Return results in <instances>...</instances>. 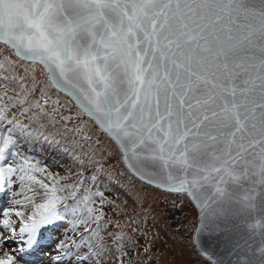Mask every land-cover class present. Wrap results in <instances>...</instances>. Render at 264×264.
Instances as JSON below:
<instances>
[{"label": "snow or ice", "instance_id": "obj_1", "mask_svg": "<svg viewBox=\"0 0 264 264\" xmlns=\"http://www.w3.org/2000/svg\"><path fill=\"white\" fill-rule=\"evenodd\" d=\"M0 43L29 67L43 66L47 80L41 85L34 68L30 84L27 71L13 74L19 91L0 95V189L18 183L25 193L0 210V235L22 245L20 260L45 232L64 229L55 264H102L113 245L124 264L123 234L108 233L106 243L112 221L91 206L105 203L92 188L113 159L192 207L190 239L208 264H225L212 246L230 225L264 237V0H0ZM56 125L86 143L96 136L95 170L71 186L21 151L61 147L82 165L87 154L69 153L59 132H46ZM245 184L252 194L238 197ZM256 251L264 264V243ZM20 260L6 253L0 264Z\"/></svg>", "mask_w": 264, "mask_h": 264}, {"label": "trees", "instance_id": "obj_2", "mask_svg": "<svg viewBox=\"0 0 264 264\" xmlns=\"http://www.w3.org/2000/svg\"><path fill=\"white\" fill-rule=\"evenodd\" d=\"M6 60L11 63H6ZM0 65H3V67H0V95L4 93L6 88L8 89L9 96H14L16 91H19L17 83L11 80L13 74L24 76L27 71L28 79L25 83L30 84L31 77L35 75L32 69L34 68L36 71V67L40 68V75L37 76L40 84L43 85L47 83L42 66L36 65V67H33L34 65H31V67H29L27 62H22L14 55L4 52V45L2 43H0ZM4 76H8L9 79L5 80L3 78ZM12 89H16V91ZM38 94L39 93H37V95ZM35 98V96L32 97L33 100ZM55 98L56 97L53 96V99ZM60 98L62 101L68 99L63 94H60ZM18 107L19 106L14 107L10 111L16 112ZM75 111H77V109L73 108V112ZM64 114L69 115L70 113L65 112ZM83 119L89 124V126L86 125V129L92 131L94 129L93 122L86 117ZM75 122L74 120L73 123ZM69 127H71V124ZM46 132H50L54 135L59 132V135H56V139L62 141V147H66L69 153H72L73 149H75V153L77 154H87L80 156V158L84 160V163L81 165L78 161H74L71 155L65 154L61 150V147H48L39 142L34 145L23 144L21 146V151L27 153L35 160L41 161L42 165L46 166L48 171L65 177L60 183L66 186H71L74 182L79 180L81 173H83L84 176H91L93 174L95 163L99 159V155H93L92 152V150L96 148L94 143L96 139L95 135L91 142L86 143L80 137L73 136L72 133H65L61 125H56L55 127L49 126ZM110 151L115 153L117 149L113 152V149L110 148ZM105 169L108 175L102 176L97 185L92 188L93 192L98 191L104 194L105 203L101 205L99 199L96 198L95 203L91 206L103 211L104 221L113 222L114 219L117 220L116 224L119 227V231H108L107 228L111 226L110 223L103 229L102 235H104L106 243L113 245V239L108 233L123 234L120 248L121 251L127 253V256L124 257V264H208L207 259L202 257L198 251L193 248L190 239L193 222L187 221V218L191 217L192 212V207L189 204L184 203L182 209H185L187 212L185 210L182 211V217L177 225H173V222L170 223L171 225H168L164 220H159V225L155 226V230L150 223L152 221L150 216L143 215L144 211L141 210L143 204L138 199V189L141 187L136 188L135 185H133H137L139 181L129 174L116 159L105 164ZM84 186H88V181L84 182ZM148 187L156 190L154 187ZM69 190V188H66L65 194ZM158 191L162 192V190ZM13 192H19L21 195L13 197ZM139 192H144V190L141 188ZM24 194L25 193L21 192V187L18 183L13 185L11 190L0 189V210L4 207H9L13 199L22 200ZM162 208L165 212L171 210L175 213L179 210V205L176 201L174 203L173 200L172 202H168V204H164ZM23 210L26 215L31 212L30 207L24 208ZM149 213L152 215L151 212ZM12 219L17 221L18 230V218L13 216ZM152 223L154 224V222ZM67 227L68 225L65 224V228ZM80 231H83V227L77 229V232ZM63 233L64 229L45 232L44 238L41 240L42 243L40 244L46 242V246L50 248L47 250V253H49L48 255L51 253L53 255L56 254L54 251L56 242L63 238ZM10 235L11 233L8 232V236ZM74 235L72 231L67 232L68 237H73ZM143 239L144 241L147 240L145 244L141 242ZM68 242L70 243V241ZM1 248L4 249L3 247ZM111 252L112 255L102 261V264H119V253L116 252V247L114 245Z\"/></svg>", "mask_w": 264, "mask_h": 264}, {"label": "rangeland", "instance_id": "obj_3", "mask_svg": "<svg viewBox=\"0 0 264 264\" xmlns=\"http://www.w3.org/2000/svg\"><path fill=\"white\" fill-rule=\"evenodd\" d=\"M33 67H36V65H34ZM39 72H40V68L36 67V73H39ZM106 147H108L107 144H106ZM111 149H113V152H115L114 150L117 149V146H112ZM124 169L127 170L125 167H124ZM127 172L129 173L128 170H127ZM139 183L137 185L136 184H133V185H135L136 188L141 187L144 190V192H139L141 189V188H139L138 189L139 195L137 194L139 201L143 204L141 207V210L144 211L143 215H149L150 216V218L152 219V221L150 223L153 225L154 229L156 230L155 226L159 225L158 224L159 220L160 221L164 220L168 225H171L170 223L171 222L174 223V220L176 218L177 224H178L180 218L182 217V211L185 210V209H182L184 206V203H182L179 200L178 201L176 200L177 204L179 205V210L176 211L175 213L172 212L171 210H168L167 212H165L162 207L164 206V204H168V202H172L174 200V197L173 196L168 197L166 195V193H164L163 191L160 192L158 190H154L152 188H149L146 185V183H144V182L139 181ZM128 184H129V182H128ZM151 187H153V186H151ZM136 188H135V192H136ZM149 212H151L153 216ZM193 220H194V216H193V212H191V217H188L187 221L193 222ZM116 222H117V220L114 219L113 222L110 224L111 226H109L107 228V230L108 231H119V227L116 224ZM152 222H154V224ZM120 226L123 227L122 225H120ZM150 228H151V226H150ZM7 234H8V232H5L2 235H0V250H1L0 251V257H4L6 253H12L13 255H15L17 257L18 260H20L21 254L16 252L15 250L20 248L22 245H19L18 243H11V242H9L7 244L2 243V241L8 236ZM141 242L145 244V242H147V240L144 241V239H143V240H141ZM191 242H192V240H191ZM1 247H4V249H2ZM49 249L50 248H48V250ZM48 254L46 253V251L44 249H39V247H36L31 252L30 255H24L23 256V259L20 260V264H24V261H27L25 258L30 259L31 262L28 261L29 264H55V262L50 259V255H53V254L52 253L50 255H48Z\"/></svg>", "mask_w": 264, "mask_h": 264}, {"label": "water", "instance_id": "obj_4", "mask_svg": "<svg viewBox=\"0 0 264 264\" xmlns=\"http://www.w3.org/2000/svg\"><path fill=\"white\" fill-rule=\"evenodd\" d=\"M124 167L127 169L126 165H124ZM129 173L132 175L130 171ZM135 178L138 179L137 177ZM250 187V185L245 184L244 188L237 190V196L239 197L244 194L251 195V192H246V190ZM256 197L257 199L255 202L259 204V188H257L256 190ZM247 218L250 219L251 217ZM176 224L177 220L175 218L173 225ZM262 243H264V237H262L259 233L250 231L244 226L236 228L230 225L225 238L213 244L212 247L214 251L224 256L225 264H237V261L240 259L241 256L246 257L252 262V264H259L260 256L256 250L261 246ZM236 245H239V247H236ZM196 250L200 254V250L198 248ZM229 251L232 252V255L230 256L226 254ZM200 255L204 257L202 254ZM204 258L206 259V257Z\"/></svg>", "mask_w": 264, "mask_h": 264}, {"label": "bare ground", "instance_id": "obj_5", "mask_svg": "<svg viewBox=\"0 0 264 264\" xmlns=\"http://www.w3.org/2000/svg\"><path fill=\"white\" fill-rule=\"evenodd\" d=\"M85 125L89 126V124L85 121Z\"/></svg>", "mask_w": 264, "mask_h": 264}]
</instances>
